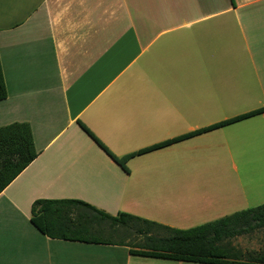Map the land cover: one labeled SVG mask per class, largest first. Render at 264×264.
<instances>
[{
    "label": "crops",
    "instance_id": "0c3cea01",
    "mask_svg": "<svg viewBox=\"0 0 264 264\" xmlns=\"http://www.w3.org/2000/svg\"><path fill=\"white\" fill-rule=\"evenodd\" d=\"M0 65V126L28 123L38 153L0 193V264H198L50 239L40 199L175 229L264 204V113L126 170L79 125L120 158L264 107V0H0Z\"/></svg>",
    "mask_w": 264,
    "mask_h": 264
},
{
    "label": "trees",
    "instance_id": "16d2710c",
    "mask_svg": "<svg viewBox=\"0 0 264 264\" xmlns=\"http://www.w3.org/2000/svg\"><path fill=\"white\" fill-rule=\"evenodd\" d=\"M6 97L0 65V101ZM262 113L264 107L120 158L111 154L82 123L79 125L114 162L126 170V162L135 155ZM37 155L28 123L13 122L0 126V193ZM30 213L31 224L50 239L125 246L134 256L198 264H264V251L243 254L233 245L237 237L264 232V204L189 229L170 228L123 212L110 215L76 199L36 200Z\"/></svg>",
    "mask_w": 264,
    "mask_h": 264
},
{
    "label": "rangeland",
    "instance_id": "374dc122",
    "mask_svg": "<svg viewBox=\"0 0 264 264\" xmlns=\"http://www.w3.org/2000/svg\"><path fill=\"white\" fill-rule=\"evenodd\" d=\"M254 102L249 100L243 101L242 103L237 101H231L226 112L236 113L245 112L249 107L254 105ZM235 245L240 248L241 251L247 252H262L264 251V232H256L253 235L241 236L234 241Z\"/></svg>",
    "mask_w": 264,
    "mask_h": 264
}]
</instances>
